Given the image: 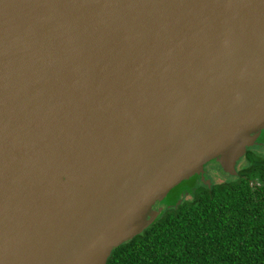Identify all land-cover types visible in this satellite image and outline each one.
I'll return each mask as SVG.
<instances>
[{"label": "water", "instance_id": "obj_1", "mask_svg": "<svg viewBox=\"0 0 264 264\" xmlns=\"http://www.w3.org/2000/svg\"><path fill=\"white\" fill-rule=\"evenodd\" d=\"M250 148L264 0H0V264H106Z\"/></svg>", "mask_w": 264, "mask_h": 264}, {"label": "trees", "instance_id": "obj_2", "mask_svg": "<svg viewBox=\"0 0 264 264\" xmlns=\"http://www.w3.org/2000/svg\"><path fill=\"white\" fill-rule=\"evenodd\" d=\"M237 174L209 186L191 181L142 234L106 264H264V148H250Z\"/></svg>", "mask_w": 264, "mask_h": 264}, {"label": "rangeland", "instance_id": "obj_3", "mask_svg": "<svg viewBox=\"0 0 264 264\" xmlns=\"http://www.w3.org/2000/svg\"><path fill=\"white\" fill-rule=\"evenodd\" d=\"M240 163L241 162H239L238 164H237V168H238V166L240 165ZM209 173H208V180H210L211 178L214 180V181H219V180H221L223 177L225 178V179H227V178H230L232 175H224V174H222V173H220V172H218L213 166L212 167H210V170L208 171Z\"/></svg>", "mask_w": 264, "mask_h": 264}]
</instances>
